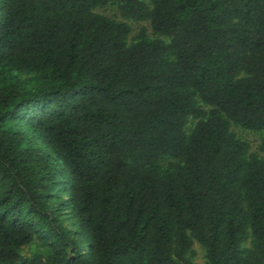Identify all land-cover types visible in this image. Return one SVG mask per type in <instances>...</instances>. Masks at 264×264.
<instances>
[{
	"label": "trees",
	"instance_id": "1",
	"mask_svg": "<svg viewBox=\"0 0 264 264\" xmlns=\"http://www.w3.org/2000/svg\"><path fill=\"white\" fill-rule=\"evenodd\" d=\"M147 1L0 0V264H264V0Z\"/></svg>",
	"mask_w": 264,
	"mask_h": 264
},
{
	"label": "rangeland",
	"instance_id": "2",
	"mask_svg": "<svg viewBox=\"0 0 264 264\" xmlns=\"http://www.w3.org/2000/svg\"><path fill=\"white\" fill-rule=\"evenodd\" d=\"M143 2L148 3L147 0H143ZM94 12L105 15L115 21H123L129 26V33L126 35L125 44L129 45L139 38H144L147 40H160L163 42H167L169 40L168 37L155 34L151 31L148 20H132L129 18H125L122 16L119 10L118 2H107L103 5H98L93 9ZM197 105L203 110H207L208 107L197 101ZM196 118L191 116H187L185 124H184V133L187 134L190 128L195 123ZM229 130L233 133V135L244 141L247 144V152L253 153L257 157H260L264 160V151L259 148L260 140L262 133L260 131H253L249 129H244L235 124H230ZM173 159L162 155L157 158L156 164L160 168H165L167 165L172 162ZM63 224L69 228L73 229V225L71 223L70 217L67 213L61 215ZM248 246V238L242 242V247ZM191 249L193 250V256L191 260L196 264H205L204 252L200 245L196 242L192 243ZM33 252L39 253L41 255H46L50 251L48 248L40 247L37 241H32L27 245H24L21 248L22 255H29Z\"/></svg>",
	"mask_w": 264,
	"mask_h": 264
}]
</instances>
